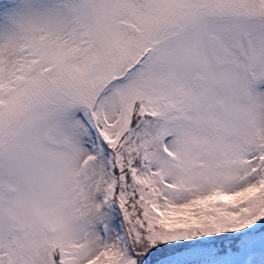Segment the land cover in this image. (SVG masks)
I'll return each instance as SVG.
<instances>
[{
  "label": "snow or ice",
  "instance_id": "6c2138e0",
  "mask_svg": "<svg viewBox=\"0 0 264 264\" xmlns=\"http://www.w3.org/2000/svg\"><path fill=\"white\" fill-rule=\"evenodd\" d=\"M0 264H264V0H0Z\"/></svg>",
  "mask_w": 264,
  "mask_h": 264
}]
</instances>
